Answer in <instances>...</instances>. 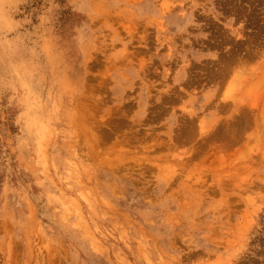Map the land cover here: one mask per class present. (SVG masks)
Here are the masks:
<instances>
[{"label":"rangeland","instance_id":"1","mask_svg":"<svg viewBox=\"0 0 264 264\" xmlns=\"http://www.w3.org/2000/svg\"><path fill=\"white\" fill-rule=\"evenodd\" d=\"M0 264H264V0H0Z\"/></svg>","mask_w":264,"mask_h":264},{"label":"bare ground","instance_id":"2","mask_svg":"<svg viewBox=\"0 0 264 264\" xmlns=\"http://www.w3.org/2000/svg\"><path fill=\"white\" fill-rule=\"evenodd\" d=\"M30 110V109H29Z\"/></svg>","mask_w":264,"mask_h":264}]
</instances>
